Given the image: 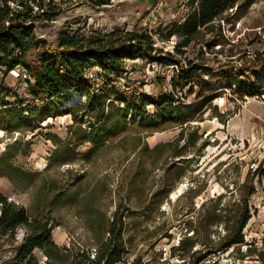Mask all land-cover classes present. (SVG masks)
<instances>
[{
	"label": "rangeland",
	"instance_id": "374dc122",
	"mask_svg": "<svg viewBox=\"0 0 264 264\" xmlns=\"http://www.w3.org/2000/svg\"><path fill=\"white\" fill-rule=\"evenodd\" d=\"M53 1L54 19L40 18L33 26L37 37L54 46L58 32L64 27L86 35L91 32L106 35L116 29L144 30L155 34L156 49L174 53L177 37L161 38L175 22L183 21L188 12V0ZM221 27L224 42L209 50L202 49L206 58L213 59L211 65H215V60L222 65L227 55L234 54L236 58L243 51L264 60V0H256L234 21H221ZM197 52L198 49L191 48L184 55H176V59L186 66L187 59H193ZM243 60L234 64L246 62ZM125 65V75L113 83L120 93L144 92L155 97L160 92L171 91V78L175 76V95L186 103L195 100L197 87L193 94H188L189 85L177 79L179 65H161L141 59L126 60ZM24 77L20 68L7 73L0 70V116L4 117L0 123V192L8 196V200L23 205L29 216L48 217L54 224L52 238L57 245L73 244L93 251L106 237L103 227L117 212L131 226L127 234L132 240L123 252L127 264L135 259L140 264H182L180 259L169 255V249L177 245L182 235L191 234L186 232L181 215L190 205L198 211L201 203L210 204L209 200L219 194L231 192L235 199L238 198V186L247 176L254 182L255 193L249 200L251 218L244 235L247 241L260 242L264 235V175L261 184L258 183L255 169L261 165V171L264 170V87L260 96L240 100L225 87L218 72L201 74L205 82L216 86L221 81L222 86L217 90L220 96L198 116L203 121L189 122L199 126L198 133L203 134L208 145L200 154L189 149L184 157L177 158L176 164L183 162L187 172L174 184L167 198L159 200L157 207H153L156 202L149 203L147 212H154L147 219L144 208L150 194L162 182L163 170L172 159H167L165 165L163 158L157 159L154 155V159L144 146L147 144L152 149L173 140L179 127L168 123L152 131L127 128L87 157L89 143H66L77 125H73L71 115L64 114L62 108L51 118L42 116L37 121L20 118L19 113L25 105L21 102H32ZM104 79L99 77L96 83ZM81 98L84 102L85 97ZM214 106L218 118L211 111ZM148 109L153 111L152 107ZM78 118L85 121L84 111ZM191 130H185L187 139H190ZM61 191L64 198L59 195ZM67 193L77 194L76 200L68 201ZM127 207L133 212H127ZM195 215L191 213L186 217L195 221ZM159 226L161 230L153 233V228ZM164 231L169 238L159 235ZM23 236V228L16 230L13 240L0 236V264H9ZM33 254L40 264H45L41 251L35 249ZM220 256L223 261L229 259L228 252Z\"/></svg>",
	"mask_w": 264,
	"mask_h": 264
},
{
	"label": "trees",
	"instance_id": "16d2710c",
	"mask_svg": "<svg viewBox=\"0 0 264 264\" xmlns=\"http://www.w3.org/2000/svg\"><path fill=\"white\" fill-rule=\"evenodd\" d=\"M53 2L0 0V70L7 73L20 68L25 74L27 94L32 98L31 103L21 102L25 105L19 116L26 121H37L42 116L54 117L53 113L62 108L64 114L71 115L73 125H77L66 143H89L91 147L85 153L87 157L127 128L152 131L161 125L175 123L180 130L173 140L152 149L147 144L144 146L153 158L154 155L157 159L163 158L165 165L167 159H172L163 170L162 182L150 194L148 205L144 208L146 211H143L146 213L149 203L156 202L153 207H157L159 200L166 199L174 184L187 172L183 162L176 164L177 158L184 157L189 149L200 154L208 145L203 134L198 133L199 126L189 122L203 121L198 116L220 96L217 90L222 86L221 81L216 86L205 82L201 74L218 72L225 87L240 100L262 94L264 60L243 51L236 58H233L234 54L227 55L222 65L217 60L215 65H211L213 59L206 58L202 50L224 42L221 40V21L240 18L256 0H188V12L183 21L175 22L164 37L158 35V38L166 40L173 35L177 37L174 53L156 49L155 34L144 30L116 29L106 35L95 32L86 35L64 27L58 32L56 45L47 44L35 35L33 25L40 18L46 21L54 19L56 13L51 11ZM191 48L199 52L193 59H187L186 66H183L176 55H184ZM136 59L153 60L161 65H179L177 79L189 85L188 94H193L194 87H197L195 100L186 103L175 95V76L171 78V91L160 92L155 97L144 92L120 93L113 83L123 77L126 60ZM243 59L246 62L234 64ZM99 77L105 78L100 84L96 83ZM74 95L80 99L75 105H70L69 99ZM83 96L84 102L81 101ZM149 107L153 108L152 112ZM216 110L215 106L211 108L218 118ZM82 111L85 121L78 118ZM2 121L4 117L0 116V123ZM220 122L224 124L225 120L220 119ZM188 128L192 129L190 139L185 136ZM261 168L259 165L255 169L260 184L264 175ZM238 190V198L235 199L231 192L228 195L219 194L209 200L210 204L201 203L198 211L190 205L180 220L184 222L186 232L191 234L182 235L177 245L169 249L170 257L180 259L182 264H204L205 261L207 264H264V235L260 242L247 241L244 235L251 218L249 200L255 193L254 182L247 176ZM59 195L65 197L62 191ZM76 196L67 193L66 199L73 202ZM126 210L133 212L128 207ZM153 212L149 210L145 218L149 219ZM191 213L196 214L195 221L186 217ZM51 222L48 217L29 216L23 205L8 200V196L0 192V236L13 240L16 230L24 229L23 239L8 263L40 264L33 254L38 249L45 257V264H127L123 252L132 240L127 234L131 226L121 214L114 213L110 223L103 227L106 237L93 251L73 244L57 245L52 238L54 224ZM161 228L154 227L152 232L156 233ZM159 235L170 237L166 231ZM224 252H228V261L221 259L220 255ZM131 264L140 263L135 259Z\"/></svg>",
	"mask_w": 264,
	"mask_h": 264
},
{
	"label": "bare ground",
	"instance_id": "6f19581e",
	"mask_svg": "<svg viewBox=\"0 0 264 264\" xmlns=\"http://www.w3.org/2000/svg\"><path fill=\"white\" fill-rule=\"evenodd\" d=\"M80 97L78 95H74L71 99H69V104L70 105H75ZM219 100H222V98H219Z\"/></svg>",
	"mask_w": 264,
	"mask_h": 264
},
{
	"label": "built area",
	"instance_id": "2783aa9c",
	"mask_svg": "<svg viewBox=\"0 0 264 264\" xmlns=\"http://www.w3.org/2000/svg\"><path fill=\"white\" fill-rule=\"evenodd\" d=\"M129 61V60H128ZM170 66H173V65H170ZM174 66H176V65H174ZM12 71H14V70H12ZM12 71H10V72H12ZM125 73H126V71H125ZM125 73H124V75H125ZM121 78H123V77H121ZM121 78H119V79H121ZM94 257V252L92 253V258Z\"/></svg>",
	"mask_w": 264,
	"mask_h": 264
}]
</instances>
